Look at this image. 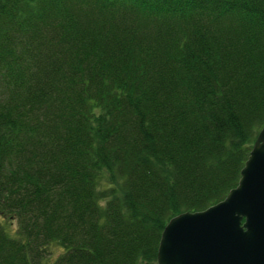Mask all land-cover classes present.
I'll use <instances>...</instances> for the list:
<instances>
[{
    "label": "trees",
    "instance_id": "1",
    "mask_svg": "<svg viewBox=\"0 0 264 264\" xmlns=\"http://www.w3.org/2000/svg\"><path fill=\"white\" fill-rule=\"evenodd\" d=\"M264 122V0H0V264H152Z\"/></svg>",
    "mask_w": 264,
    "mask_h": 264
},
{
    "label": "water",
    "instance_id": "2",
    "mask_svg": "<svg viewBox=\"0 0 264 264\" xmlns=\"http://www.w3.org/2000/svg\"><path fill=\"white\" fill-rule=\"evenodd\" d=\"M156 264H264V122L219 200L168 218Z\"/></svg>",
    "mask_w": 264,
    "mask_h": 264
},
{
    "label": "rangeland",
    "instance_id": "3",
    "mask_svg": "<svg viewBox=\"0 0 264 264\" xmlns=\"http://www.w3.org/2000/svg\"><path fill=\"white\" fill-rule=\"evenodd\" d=\"M152 264H156V263H152Z\"/></svg>",
    "mask_w": 264,
    "mask_h": 264
}]
</instances>
